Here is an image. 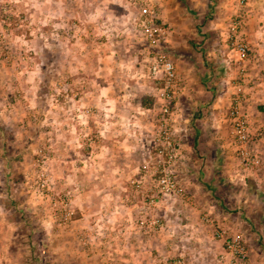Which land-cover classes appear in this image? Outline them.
Here are the masks:
<instances>
[{
	"label": "rangeland",
	"instance_id": "1",
	"mask_svg": "<svg viewBox=\"0 0 264 264\" xmlns=\"http://www.w3.org/2000/svg\"><path fill=\"white\" fill-rule=\"evenodd\" d=\"M159 51L177 71L165 116ZM253 87L264 107V0H0V264H264V133L250 169L231 135ZM166 131L188 201L154 183Z\"/></svg>",
	"mask_w": 264,
	"mask_h": 264
},
{
	"label": "built area",
	"instance_id": "2",
	"mask_svg": "<svg viewBox=\"0 0 264 264\" xmlns=\"http://www.w3.org/2000/svg\"><path fill=\"white\" fill-rule=\"evenodd\" d=\"M237 3L241 6H244L248 3L249 0H236ZM144 11L149 13V17L144 19L145 26V34L147 39L152 43V45L160 48L161 43L165 40L167 36V27L163 24H158L154 20V12L153 8H144ZM235 50L239 57V60H246L248 53V44L244 41L235 40ZM152 71L156 74L162 73L165 84L161 88L162 94L164 95L165 101L163 106L164 116L168 115L170 112V99L172 98V93L176 92V88L178 87L177 82V71L176 65L174 61L166 54V52L159 51L158 52V60L153 64ZM170 100V101H169ZM169 102V103H168ZM167 113V114H166ZM232 129L231 135L235 139L238 144V155H239V165L244 169H250L257 166L260 162V158L255 151H252L250 147H248L249 143L252 139L261 138L263 136V130H259L256 134H252L250 130V122L247 115L242 111L239 105V101L237 105L232 111ZM167 119V118H166ZM164 138L162 140V146H157L156 150L160 158L158 162L154 164L155 167V175L157 172L160 174L155 177L154 183L155 185L160 187V191L173 194L175 196L182 197L184 199H189L187 196L183 184L179 181V178L172 169L173 165H175L177 158L181 155L180 143L176 141L172 137V134L168 131L164 132ZM160 139V138H159ZM157 171V172H156ZM151 201L154 202V196L151 198ZM207 221H210V218L205 217ZM155 221L153 220V223ZM226 230L220 229L217 231L219 237H224ZM226 246L228 252H230L233 256L237 255L242 259L247 257V249L246 245L243 241L241 235H236L231 238L226 239ZM185 258L182 254L178 256V258L167 261L166 264H185Z\"/></svg>",
	"mask_w": 264,
	"mask_h": 264
},
{
	"label": "crops",
	"instance_id": "3",
	"mask_svg": "<svg viewBox=\"0 0 264 264\" xmlns=\"http://www.w3.org/2000/svg\"><path fill=\"white\" fill-rule=\"evenodd\" d=\"M254 88V87H253ZM255 90H252L250 92V97L248 95H245L244 100H243V105H241L243 111L249 116L250 121H251V125L253 127V130L256 131L257 129H259L262 125L264 126V110L261 108H264L263 106H261V108L254 106V99L253 101L250 103L249 100L251 98H254L255 96H257L259 94V89L254 88ZM256 98V97H255ZM260 102L259 103H264V96L262 95V98L259 99ZM219 104V103H218ZM226 111V110H225ZM224 112H222L223 114ZM256 114V118L254 117V115ZM215 115H219V110L216 111ZM185 156V155H184ZM183 156V157H184ZM136 260V261H135ZM147 260V259H146ZM134 263L135 264H144V261L141 259H134ZM149 263V262H148Z\"/></svg>",
	"mask_w": 264,
	"mask_h": 264
}]
</instances>
